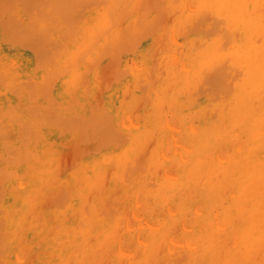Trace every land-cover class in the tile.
Here are the masks:
<instances>
[{
	"label": "bare ground",
	"instance_id": "6f19581e",
	"mask_svg": "<svg viewBox=\"0 0 264 264\" xmlns=\"http://www.w3.org/2000/svg\"><path fill=\"white\" fill-rule=\"evenodd\" d=\"M0 264H264V0H0Z\"/></svg>",
	"mask_w": 264,
	"mask_h": 264
}]
</instances>
